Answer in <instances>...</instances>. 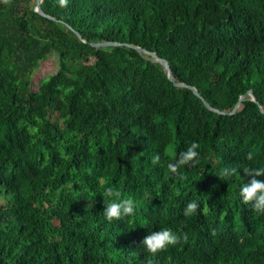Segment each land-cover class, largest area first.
<instances>
[{
  "label": "trees",
  "instance_id": "16d2710c",
  "mask_svg": "<svg viewBox=\"0 0 264 264\" xmlns=\"http://www.w3.org/2000/svg\"><path fill=\"white\" fill-rule=\"evenodd\" d=\"M35 2L0 0V264H264V214L240 196L264 167V0H41L55 19ZM192 142L199 163L173 174ZM107 186L134 215L106 219ZM165 227L187 240L149 253Z\"/></svg>",
  "mask_w": 264,
  "mask_h": 264
},
{
  "label": "clouds",
  "instance_id": "9594fccd",
  "mask_svg": "<svg viewBox=\"0 0 264 264\" xmlns=\"http://www.w3.org/2000/svg\"><path fill=\"white\" fill-rule=\"evenodd\" d=\"M5 4L11 2V0H3ZM60 7H67L69 0H58ZM200 145L196 142H192L185 151L179 153L178 159L174 163H169L168 168L173 174H179V169L186 165L195 166L199 163V152L197 151ZM248 160L253 159V154L248 153ZM160 162V156L157 154L152 158V163L158 164ZM235 167H225L218 175L219 178H229L236 173ZM246 174L251 177L250 181L244 183L240 187V196L245 204H251L253 211L264 214V167L253 168L246 170ZM184 177H181L183 179ZM104 197V211L103 215L108 221L113 219H121L123 217L132 216L135 213L136 201L131 197L124 198L122 192L112 186H107L103 191ZM199 208L198 202L195 200L190 201L185 209L184 216L190 217L194 215ZM181 237L187 240L188 234L182 233L180 235L173 229L165 227L159 231L150 232L142 241V245L147 251L153 255L164 251L169 245H176Z\"/></svg>",
  "mask_w": 264,
  "mask_h": 264
},
{
  "label": "water",
  "instance_id": "95a60500",
  "mask_svg": "<svg viewBox=\"0 0 264 264\" xmlns=\"http://www.w3.org/2000/svg\"><path fill=\"white\" fill-rule=\"evenodd\" d=\"M40 2H41V0H36V2H35V10H36L39 14H41L42 16H45V17H49V18L55 19L54 17H52V16L46 14V13L41 9V7H40ZM76 34L79 36V33L76 32ZM84 41H85V39H84ZM90 44L93 45V46H95V47L122 45L120 42H117V41H96V42H91ZM125 45H127V46H132V47H134L136 50H138L139 52H142V53H145V54L149 55V56L152 58V60H154V61H156V62H158V63H160V64L162 65V67H163V69H164V72L166 73L168 79H169L170 81H172L174 85H176V86H187V87H189V88L193 91L194 94H196L197 96H199V93L197 92V90H196L194 87H192L191 85H187L186 83H183V82H177V81L174 80V77H173V74H172L171 68H170V66H169V64H168V62H167L166 59L159 57L155 52H153V51H149V50H146V49H144L143 47H140V46H133V45H131V44H125ZM245 95H249V96L251 97L252 100L256 101V99H255V97H254V95H253V93H252L251 90H248L246 94H244V95H242V96L240 97V99H242ZM240 99H239L238 102L235 104L234 109L238 106ZM202 101H203L204 105H205L206 107H208L209 109H212V110H214V111H218L217 109H213V108H211V107L209 106V104H208L205 100L202 99ZM263 112H264V110H263Z\"/></svg>",
  "mask_w": 264,
  "mask_h": 264
},
{
  "label": "rangeland",
  "instance_id": "374dc122",
  "mask_svg": "<svg viewBox=\"0 0 264 264\" xmlns=\"http://www.w3.org/2000/svg\"><path fill=\"white\" fill-rule=\"evenodd\" d=\"M57 69L58 59L56 54L53 52L45 54L31 75L30 88L36 90L40 81L46 76L55 73Z\"/></svg>",
  "mask_w": 264,
  "mask_h": 264
}]
</instances>
